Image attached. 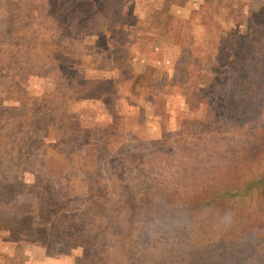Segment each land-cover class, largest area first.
<instances>
[{"label":"rangeland","instance_id":"rangeland-1","mask_svg":"<svg viewBox=\"0 0 264 264\" xmlns=\"http://www.w3.org/2000/svg\"><path fill=\"white\" fill-rule=\"evenodd\" d=\"M263 146L264 0H0V264H264Z\"/></svg>","mask_w":264,"mask_h":264},{"label":"trees","instance_id":"trees-1","mask_svg":"<svg viewBox=\"0 0 264 264\" xmlns=\"http://www.w3.org/2000/svg\"><path fill=\"white\" fill-rule=\"evenodd\" d=\"M138 81H139V75H136L134 80H133V82H132V94H134L136 92V90H137L136 88L137 87H140V85H138ZM141 85L143 86V84H141ZM263 148H264V146H263ZM262 179H264V177H262ZM247 187H248V185H247ZM235 189H236V191H238L237 188H235ZM259 190H258V192H259ZM230 191H232V189H230ZM261 192H263V191H260L259 193H261ZM205 193H207L209 195L210 192L209 191H205ZM256 195H257V193H256ZM261 195H263V194H261Z\"/></svg>","mask_w":264,"mask_h":264}]
</instances>
